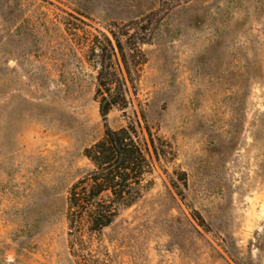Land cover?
I'll list each match as a JSON object with an SVG mask.
<instances>
[{"label": "rangeland", "instance_id": "1", "mask_svg": "<svg viewBox=\"0 0 264 264\" xmlns=\"http://www.w3.org/2000/svg\"><path fill=\"white\" fill-rule=\"evenodd\" d=\"M156 10L108 124L144 116L174 157L85 264H264V0H0V264H80L68 190L104 134L88 45Z\"/></svg>", "mask_w": 264, "mask_h": 264}, {"label": "trees", "instance_id": "2", "mask_svg": "<svg viewBox=\"0 0 264 264\" xmlns=\"http://www.w3.org/2000/svg\"><path fill=\"white\" fill-rule=\"evenodd\" d=\"M159 10L116 25L111 37L94 35L88 56L96 70L95 99L104 124L103 136L84 149L90 168L69 188L68 244L78 263L100 253L102 231L154 185L155 162L170 161L174 151L167 139L152 132L144 116L114 129L108 124L113 109L124 111L140 80ZM83 260V261H82Z\"/></svg>", "mask_w": 264, "mask_h": 264}]
</instances>
